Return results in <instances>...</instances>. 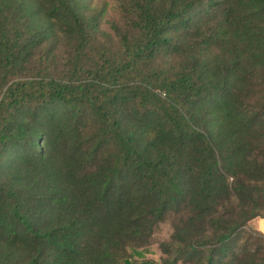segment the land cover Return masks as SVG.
Listing matches in <instances>:
<instances>
[{
    "label": "trees",
    "instance_id": "trees-1",
    "mask_svg": "<svg viewBox=\"0 0 264 264\" xmlns=\"http://www.w3.org/2000/svg\"><path fill=\"white\" fill-rule=\"evenodd\" d=\"M110 3L0 0V264H264V0Z\"/></svg>",
    "mask_w": 264,
    "mask_h": 264
},
{
    "label": "rangeland",
    "instance_id": "rangeland-1",
    "mask_svg": "<svg viewBox=\"0 0 264 264\" xmlns=\"http://www.w3.org/2000/svg\"><path fill=\"white\" fill-rule=\"evenodd\" d=\"M101 1L105 2L106 6L108 7V9L110 10V0H92V4H98ZM108 10V14H111L112 12H110ZM112 15V14H111ZM102 27H105L104 24H102ZM169 233V227L166 224H163L160 226V230L159 232L154 236L155 242L149 247L150 253L148 256L152 257L155 260H158L159 257L161 256L160 251L157 248V241L158 240H162L165 239L168 236Z\"/></svg>",
    "mask_w": 264,
    "mask_h": 264
},
{
    "label": "crops",
    "instance_id": "crops-1",
    "mask_svg": "<svg viewBox=\"0 0 264 264\" xmlns=\"http://www.w3.org/2000/svg\"><path fill=\"white\" fill-rule=\"evenodd\" d=\"M249 224L264 237V216L253 218Z\"/></svg>",
    "mask_w": 264,
    "mask_h": 264
}]
</instances>
